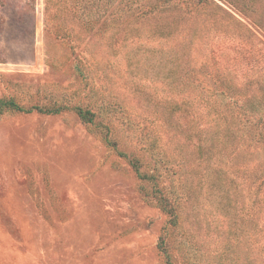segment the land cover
<instances>
[{
    "label": "rangeland",
    "instance_id": "obj_1",
    "mask_svg": "<svg viewBox=\"0 0 264 264\" xmlns=\"http://www.w3.org/2000/svg\"><path fill=\"white\" fill-rule=\"evenodd\" d=\"M203 2L0 0V98L69 107L0 115V264H165L168 217L76 105L180 201L177 264H264V0Z\"/></svg>",
    "mask_w": 264,
    "mask_h": 264
},
{
    "label": "trees",
    "instance_id": "obj_2",
    "mask_svg": "<svg viewBox=\"0 0 264 264\" xmlns=\"http://www.w3.org/2000/svg\"><path fill=\"white\" fill-rule=\"evenodd\" d=\"M195 1L197 3H204L203 0H190ZM63 4V0H45V13L47 18L55 20L59 19L58 11L60 5ZM54 32L57 36H60L62 34H65L64 29L62 27H58L57 29H54ZM230 82L226 84V86L223 88L224 92L223 95L228 96L229 100L223 104L220 105L221 108V117H219L220 112L218 111V122L220 121V124L226 127H230L233 125V117H232V97L229 96L231 88ZM260 106V103L258 104ZM264 106L261 104V107ZM69 107L65 105H54V106H38V105H32V106H23L18 104L13 98H0V115L4 112H14V113H22V114H30L32 112H36L39 114H45V115H56L64 110H67ZM71 110L76 114L79 121L83 124H85L91 132H93L96 136L100 138V140L103 142L104 145H106L108 148L112 149L119 157L123 158L127 161L130 168L133 170L135 176L141 183V191L143 195L148 198L150 197L152 202L163 212L167 217V224L166 227L163 230V233L158 238L157 241V249L159 251V254L162 256L163 261L165 264H177V256L175 253H173V246L168 240L169 237V231L170 229L176 227L177 220L180 217V201L170 198L166 195L164 192L161 184H160V177L159 175L152 169H148L140 158L134 156V155H127L126 153H123L122 151H119L117 149L116 142L111 137L110 131L107 126H105L104 123H102L100 119V115L94 112L92 109H90L87 106L84 105H76L74 107H70ZM256 108V107H255ZM223 113H226L228 116L225 117ZM261 112L257 109H254V118L252 119V122L257 125H261L264 128V117L260 115ZM224 133L227 134L226 131ZM229 134V133H228ZM263 183V182H261ZM260 187V186H259ZM263 216L256 219V222L262 220ZM255 222V223H256ZM259 249V248H258ZM261 253V252H260ZM226 264H232L233 262L225 258ZM221 264V263H219Z\"/></svg>",
    "mask_w": 264,
    "mask_h": 264
}]
</instances>
